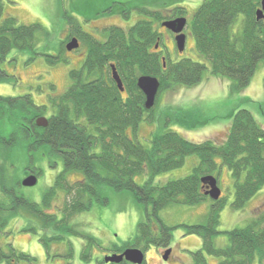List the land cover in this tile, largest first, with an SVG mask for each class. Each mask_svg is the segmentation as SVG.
<instances>
[{
  "label": "trees",
  "instance_id": "16d2710c",
  "mask_svg": "<svg viewBox=\"0 0 264 264\" xmlns=\"http://www.w3.org/2000/svg\"><path fill=\"white\" fill-rule=\"evenodd\" d=\"M261 3L262 0H203L194 14L191 32L205 62L190 58L178 62L163 60L154 52L161 34L151 20H140L128 29L112 26L104 42L80 32L79 36L88 44L87 59L81 69L70 71L71 84L67 90L49 98L47 127L37 126L35 120L50 108L37 104L31 94L0 95V155L12 158L18 147L30 153L44 148V154L49 151L63 161L64 170L42 201L49 207L59 190L68 196L63 207L64 219L57 222L54 216L45 215L46 224L62 234L61 240L64 233L77 234L71 230L70 216L90 210L95 202L108 203L103 190L109 187L131 192L147 208L146 218L140 221L135 236L126 242L125 248L113 252L127 248L146 252L152 244L166 249L172 243L173 230L180 226L185 228L186 235L202 238V247L193 253V264H208L206 255L216 257L218 264H254L256 259L263 264L264 213L252 217L244 227L225 231L229 244L218 247L215 237L223 233L219 227L226 202L223 196L211 199L206 193L207 184L202 181L206 176L219 181L216 173L221 164L226 165L234 178L235 210L244 209L264 187V126L255 115L247 108L233 111L227 138L221 143L212 139L192 142L174 130L154 132L150 146L137 138L141 123L156 120L158 114V103L152 109L145 107L146 97L138 86L141 75L160 80L157 102L162 91L175 85L199 84L207 70L216 78L231 79L233 92L249 86L259 62L264 61V20H258L256 14ZM186 13L185 8L179 7L173 14ZM153 17L158 22L165 19L160 12ZM41 28L40 24H20L14 17H4V1L0 0V82L11 76L1 64L11 60L14 52L33 51L36 33ZM47 58L55 64L61 55ZM112 64L123 80V93L113 79ZM192 154H198L200 162L191 174L156 183L157 175L182 166ZM11 160L5 158L1 162L5 164L0 167L4 197L0 198L1 203L9 202L5 188L13 185L8 175V167H14ZM72 171L84 176L74 185L67 180ZM142 174L147 179L140 185L136 178ZM207 200L211 201V208L203 223L169 226L160 218L159 212L170 205L192 206ZM37 209L36 205L30 211L36 213ZM87 238L98 242L94 237Z\"/></svg>",
  "mask_w": 264,
  "mask_h": 264
},
{
  "label": "rangeland",
  "instance_id": "374dc122",
  "mask_svg": "<svg viewBox=\"0 0 264 264\" xmlns=\"http://www.w3.org/2000/svg\"><path fill=\"white\" fill-rule=\"evenodd\" d=\"M3 1L4 17H14L20 24H40L42 28L36 33V45L33 51L14 52L10 55L11 60L1 64L11 76L4 82H0V95L18 97L31 94L37 104L47 105L50 108L43 115L46 117L50 116L51 111L49 98H56L63 94L71 84L70 71L81 69L84 64L83 58L89 48L87 41L77 35L80 26L81 30L87 32L81 33L85 34V37L101 40L106 38L111 26L117 25L128 29L140 20H151L156 24L150 12L161 11L166 15L172 14L176 7H183L187 11L188 19L185 29L187 36L185 50L179 52L176 44L169 51L163 45H159V48L164 49L167 58L175 62L184 58L199 62L206 61L199 52L191 32L194 14L203 0ZM156 27L162 31L161 24L157 23ZM89 33H92L95 38ZM71 35L78 38L81 47L70 52L66 49V43L70 42ZM48 55H61V59L52 64L47 61ZM232 82L229 78H216L207 70L203 81L195 86L175 85L171 89L162 91L159 101L156 100L157 119L152 122L143 121L137 138L146 146H150L154 132L174 130L192 142L212 139L221 143L228 135L230 114L240 108L249 109L264 126V61L259 62L251 83L243 91L233 92ZM43 150L44 148L30 153L18 147L17 155L12 158L10 155L5 157L12 159L11 162L14 164L13 168L10 167L13 185L17 184L18 179L21 180L23 169L28 167L38 170L39 182L36 186L19 188V192H22L31 202H42L45 193L54 185L57 175L64 170V164L59 155L49 151L44 154L46 150ZM199 162L198 154L188 155L182 166L160 173L155 181L164 184L169 180L183 178L191 174ZM216 175L219 177V187L226 204L221 212L219 227L223 233L215 237V243L218 247H224L229 244L225 231L244 227L249 224L252 217L255 218L264 213V187L244 209L235 210L232 207L235 187L231 171L226 165L221 164ZM83 177L81 172L72 171L68 174L67 180L74 185ZM146 179L147 175L142 174L136 178V181L142 185ZM58 193L52 203L58 204L62 209L59 216L62 220L66 216L63 207L68 201V196L62 190ZM103 193L109 198L108 203L95 202L90 210L74 213L69 217L71 230L77 234L64 233L63 240L58 243L51 242V245L47 237H44L42 243L37 242L41 251L36 253V256L39 254L41 258L37 259L36 264L37 262L60 264L61 261L66 260L60 254L64 255L69 251L72 252L71 262L74 264H108L100 262L101 259L98 261V252L108 253L116 248H125L126 242L137 233L140 221L146 218L147 208L144 204L137 202L129 191H117L105 187ZM2 197L0 194V198ZM210 208L211 201L207 200L192 206L173 204L162 209L159 214L163 222L169 226L198 224L206 221ZM53 212L54 209L51 208L50 213ZM88 236L96 238L98 242H90ZM46 246H50L49 249ZM52 247L57 249V252L49 257L47 250ZM201 247L200 236L186 235L185 228L178 226L173 230L170 259H164L165 248L152 244L145 252L147 264H193V253ZM43 250L48 258L41 255ZM84 250L88 257L84 256ZM29 253L32 254L33 251L30 250ZM206 256L208 264H218L216 257ZM254 264H260L259 260L256 259Z\"/></svg>",
  "mask_w": 264,
  "mask_h": 264
},
{
  "label": "flooded vegetation",
  "instance_id": "af4514ba",
  "mask_svg": "<svg viewBox=\"0 0 264 264\" xmlns=\"http://www.w3.org/2000/svg\"><path fill=\"white\" fill-rule=\"evenodd\" d=\"M176 8H179V7H176ZM175 9L173 10V13ZM158 12L162 13L161 11H156V12H150V14L153 16V14H156ZM173 13L166 14V15L162 13L165 19H163L161 22H158L157 20H155L156 24L154 23V26L156 29H157L156 27L157 23L161 24V27H162V31L157 29V31L161 34V36L158 38V43L154 49V52H158L160 55L164 54V55H161L163 60L167 58V56L164 53L165 50L164 49L162 50V48L160 49L159 45H163V47L167 49L168 51L172 50L171 47L174 48L175 44L177 46V41H176L177 34L169 30L167 27H164L162 23L167 20H172V19H176L179 17H186V15L175 16L176 14H173ZM178 13L179 12H177V14ZM114 26H117V25H114ZM80 28L82 27L81 26L79 27L80 31L77 33L78 36L80 32L87 33L84 30H81ZM184 33H185V30H184ZM89 34H91V36L94 37L92 33H89ZM71 36L72 37L69 38L70 41L73 38H77L74 35H71ZM107 38H108V34L105 39L98 40L97 38L96 40L104 42ZM186 40H187V36H186ZM67 43H66V49H67ZM88 52H89V49L85 52V55L83 58L84 62L87 59ZM5 157H7V155H0V167L5 165L1 163L3 162V160H5ZM8 169H9L8 175L12 178L11 168L8 167ZM31 174H35L39 179L38 170H33L27 167L26 171L23 173V176L21 177V180L18 179L16 181L17 183L16 185L14 186L12 185L10 188H5V190H7L9 194V197L6 196L9 202H2V203L0 202V264H36L37 259L39 260L41 258L39 254H37L36 256V253H39V251H41L40 245L37 242L40 241L42 243L44 237H47L50 245H51V242L55 241V243H58V241H61V235L59 234L60 233L59 230L55 229L53 226L46 224L45 222V215L54 216V219H56L55 221L60 222L61 219L59 218V216L62 213V209L60 208V206L58 204L56 205V203H51L49 207H46L43 202H35V201L31 202L26 196H24V194H22V192L21 193L19 192V188L22 189V187H24L22 185L23 179H25L27 176ZM0 194L1 195L3 194L1 187H0ZM36 205L38 206V209H37L38 211L36 210V213L31 212L30 208ZM51 208L54 209L53 213H50ZM51 230L53 232H51ZM46 247L47 249H49L50 246H46ZM53 247L52 249L47 250L48 251L47 254L49 257H52L53 253L57 252V249H54ZM168 249L169 247L165 249L163 255ZM30 250L33 251L32 254L29 253ZM124 251L125 250L121 252L111 251L108 253L98 252L97 253L98 261L99 259H101L100 262L107 263L105 261L106 256H110L113 254H121ZM86 253L87 252L84 250L83 254H86ZM41 255H43L44 258H48L44 254V250L41 253ZM60 256L66 259L63 262L59 261L60 264H74L71 262V259L73 257L71 251L65 253L64 255L60 254ZM88 256L89 255L85 257H88ZM146 258L147 257L145 255V259L142 264H147ZM37 264H42V263L37 262ZM108 264H133V263L123 260L120 263L108 262Z\"/></svg>",
  "mask_w": 264,
  "mask_h": 264
},
{
  "label": "water",
  "instance_id": "95a60500",
  "mask_svg": "<svg viewBox=\"0 0 264 264\" xmlns=\"http://www.w3.org/2000/svg\"><path fill=\"white\" fill-rule=\"evenodd\" d=\"M257 19L264 20V0H262L261 8L257 11ZM187 18L186 17H179L172 20H167L162 23L164 27H167L169 30L173 31L177 34L176 41H177V48L179 52H183L186 47V34L184 30L187 27ZM80 46L79 40L77 38H73L67 44V50L72 51L78 49ZM165 60V59H164ZM112 68V76L114 81L116 82L118 88L123 93L125 92V87L123 80L114 64L111 66ZM138 86L141 91L144 93L146 97L145 107L147 109H152L157 100V95L160 90L161 82L160 80L152 75H141L138 78ZM35 123L39 127H47L49 124V119L46 116H39L36 118ZM202 181L207 184V195L210 196L213 200H218L222 195V190L218 185V181L214 176H206L202 178ZM39 179L35 174H31L27 176L22 181V185L24 187H34L38 184ZM172 249L169 248L165 254L164 259L168 260ZM145 259V253L139 248H127L121 254H113L110 256H106L105 261L112 262V263H120L123 260L131 262L133 264H142Z\"/></svg>",
  "mask_w": 264,
  "mask_h": 264
},
{
  "label": "bare ground",
  "instance_id": "6f19581e",
  "mask_svg": "<svg viewBox=\"0 0 264 264\" xmlns=\"http://www.w3.org/2000/svg\"><path fill=\"white\" fill-rule=\"evenodd\" d=\"M68 41V40H67Z\"/></svg>",
  "mask_w": 264,
  "mask_h": 264
}]
</instances>
